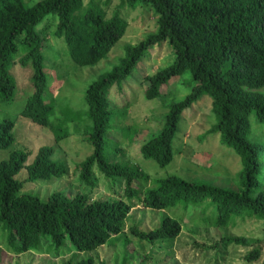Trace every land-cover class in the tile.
Listing matches in <instances>:
<instances>
[{
  "label": "trees",
  "instance_id": "16d2710c",
  "mask_svg": "<svg viewBox=\"0 0 264 264\" xmlns=\"http://www.w3.org/2000/svg\"><path fill=\"white\" fill-rule=\"evenodd\" d=\"M111 1H105V6ZM120 1L118 10L108 18L96 0L87 5L86 0H0V100L11 103L18 94L12 73L15 65L31 66L34 92L20 115L46 128L57 143L70 137L64 124L79 122L81 113L61 110L65 120H53L58 108L55 96L46 97L47 31L54 27L55 37L66 41L73 63L85 68L106 59L126 35L129 25L121 9L146 4L158 16L157 31L138 44L126 45L120 62L85 92L92 126L86 127L84 137L93 152L77 166L80 184L94 191L104 177L103 183L114 193L124 188L123 197L92 200L86 193L70 197L59 190L43 200L26 192L30 182L62 179L69 169L54 159L52 146L40 147L30 162L34 155L30 149L12 148L17 121H0V151L11 149L9 157L0 160V226L2 239L14 255L40 251L50 243L59 253L67 241L77 253L94 252L110 243L116 246L123 239L127 247L131 237L170 243L181 235L182 221L165 211L179 207L200 209L207 225L219 229L236 226L238 220L264 222V0ZM164 43L173 51V62L144 78L148 84L145 99L161 98V88L187 72H191L193 84L183 100L167 106L161 130L140 152L160 167L169 166L176 155L173 143L184 112L209 95L217 123L207 135L220 134L222 144L234 149L242 160L243 168L234 178L236 189L176 175L153 179L127 160L126 145L136 141L138 128L127 121L129 103L118 102L113 91L124 90L143 57ZM108 139L113 142L110 153L105 149ZM23 170L28 172L25 181L18 178ZM140 205L165 216L152 230L132 226L129 236L126 224ZM221 242L224 247H251L245 256L251 263L260 261L264 253V235L257 240L229 236ZM6 254L0 250V264ZM65 264L97 262L94 257L73 258Z\"/></svg>",
  "mask_w": 264,
  "mask_h": 264
},
{
  "label": "rangeland",
  "instance_id": "374dc122",
  "mask_svg": "<svg viewBox=\"0 0 264 264\" xmlns=\"http://www.w3.org/2000/svg\"><path fill=\"white\" fill-rule=\"evenodd\" d=\"M90 1L86 0V5ZM105 1L107 0H96L106 10L108 18H111L118 10L121 1L112 0L108 6H105ZM121 15L129 25L126 35L106 59L92 67L80 68L73 63L66 41L55 37L54 27L45 35L49 47L48 52H45L49 86L46 97L55 96L58 108L53 120L59 119L61 120L59 122L65 120V114L63 116L61 110L64 113L66 109L81 113L79 122L64 124L70 137L60 143L55 141L51 132L45 131L46 128L20 115L29 96L34 92L31 84L33 68L31 66L24 68L18 63L13 68L12 73L18 82V94L11 103L0 100V121L10 118L17 121L16 142L12 148L30 149L34 153L30 158L32 162L40 147L52 146L55 148L54 159L64 162L69 169V173L62 179L30 182L26 185V192L38 195L43 200L59 190L69 193L70 197L86 193L92 197V200H113L124 196L123 187L120 192L114 193L103 183L104 177H100V185L94 191L83 187L77 171L78 164L85 161L93 152L92 145L84 137L86 127L92 126L86 114L89 110L85 101L88 86L120 62L125 55L126 45L138 44L158 29V16L155 10L146 4L138 5L137 9L124 7L121 9ZM172 62L173 51L169 45L164 43L162 46H156L143 57L135 72L129 77L126 88L121 92L117 89L113 91L118 102L129 103L127 121L138 128L136 141L126 145L127 160L142 167L153 179L176 175L236 189L234 178L243 168L242 160L234 149L222 144L220 134L207 135L217 123L213 113V100L209 95L202 96L184 112L173 143L176 155L169 166L160 167L156 162L142 156L140 150L143 144L161 130L168 112L167 106L183 100L190 93L193 84L191 72H187L172 83L164 85L161 88V98L152 101L145 99L144 94L148 84L144 78L156 74ZM252 121L254 125L255 115L252 116ZM260 127L263 129V125ZM112 147L113 142L108 139L106 152L110 153ZM10 152L11 149L0 151V160L7 159ZM18 178L27 180V170H23ZM165 213L182 221L181 235L170 243L167 241L148 243L131 237L132 242L127 247L123 239L116 246H111L110 243L94 252L77 253L67 241L60 248L59 253L50 243L41 247L40 251H30L17 256L7 249L0 226V250L7 253L4 264H65L73 258L81 260L90 257H94L97 264H264V253L260 261L251 263L245 259L251 247L237 245L224 247L221 242L223 237L229 236H245L254 240L263 238L264 222L256 219H248L244 222L238 220L236 226L219 229L207 225L200 209L185 210L179 207ZM164 216V213L140 205L132 210L126 224V232L129 235L130 228L137 225L141 230H152L160 225Z\"/></svg>",
  "mask_w": 264,
  "mask_h": 264
}]
</instances>
